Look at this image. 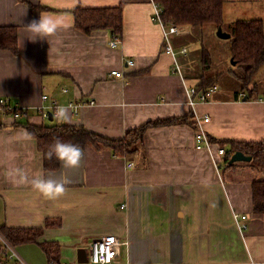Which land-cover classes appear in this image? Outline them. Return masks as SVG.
<instances>
[{
	"label": "crops",
	"instance_id": "1",
	"mask_svg": "<svg viewBox=\"0 0 264 264\" xmlns=\"http://www.w3.org/2000/svg\"><path fill=\"white\" fill-rule=\"evenodd\" d=\"M225 1L227 22L264 18V0ZM121 3L123 37L117 46L110 43V29L86 34L76 28L70 11L78 4ZM153 10L154 0H0V25L17 26L19 33L18 55L0 49V99L19 108L0 107V228L44 227L38 240L16 245L28 264H51L50 256L56 258L52 264H92L91 240L108 234L123 240L113 264H264V213L254 212L252 197V181L264 179V161L226 168L225 156L218 153L222 146L213 141L212 153L196 148L195 129L182 123L149 128L137 153L116 156L87 145L81 147L79 167L66 169L59 161L57 168L45 169L36 138L22 124H82L120 139L147 120L193 111L211 117L205 122L211 137L264 140L261 85L248 97L229 76L237 85L232 93L219 90L217 83L206 100L196 94L192 104L188 89L197 87L205 73V29L185 27L173 36L176 50L187 47L177 61L163 47ZM41 14L59 26L47 38L32 39L26 25ZM263 69L264 64L257 78ZM218 70L212 66L207 72ZM45 92L60 105L87 103L77 114L65 108L59 121L46 122L38 109L47 103L41 98ZM35 177L65 181V192L46 198L33 188ZM235 213L247 215L241 219L247 229L240 230Z\"/></svg>",
	"mask_w": 264,
	"mask_h": 264
},
{
	"label": "trees",
	"instance_id": "2",
	"mask_svg": "<svg viewBox=\"0 0 264 264\" xmlns=\"http://www.w3.org/2000/svg\"><path fill=\"white\" fill-rule=\"evenodd\" d=\"M163 8V17L166 22L171 20L183 27L200 25L205 32L201 38L203 49V64L205 73L197 85L198 91H206L210 86L217 84L224 73H231L240 83L241 90L248 92V97H253L255 92L260 91L261 81L258 72L264 64V18H238L227 22L225 17V0H154ZM74 15L76 28L91 34L96 30L110 29L113 36L120 39L123 37V4L109 7H84L78 4L70 10ZM207 25H213L214 35L217 41L228 46V57L235 61L234 66H227L214 74L207 71L213 66L212 48L206 46L205 38ZM230 32L229 39L219 37L216 32L218 27ZM214 41V40H213ZM214 43H216L214 41ZM220 46V44H219ZM0 49L19 54V33L17 26L0 25ZM233 65V64H231ZM242 65L237 71L235 66ZM207 72V73H206ZM18 110V107L14 108ZM20 123V122H19ZM187 123L198 128L195 113L193 111L181 116H166L145 121L136 128L126 130L125 136L120 139H113L87 129L82 124L56 123L36 124L30 121L22 123L31 136L37 140L38 148L44 155L45 169H55L59 166V160L53 156L48 158L47 153L54 139L60 138L63 141L78 144L80 147L87 145L98 151L111 150L116 156H127L139 152L145 145V134L149 128L172 126ZM210 136V135H209ZM210 140L217 141L226 149L224 165L226 168H235L241 161L230 162L231 156L237 150L243 151L252 156V163L261 165L264 161V140L238 141L229 137H211ZM144 159V157H143ZM246 162V161H243ZM253 210L256 213H264V179L252 181ZM54 224L47 221L46 225ZM44 227L39 228H1L6 237L15 245L20 242H33L43 232ZM46 251L51 254L52 249L43 245ZM52 255V254H51ZM51 263L56 258L50 256Z\"/></svg>",
	"mask_w": 264,
	"mask_h": 264
},
{
	"label": "built area",
	"instance_id": "3",
	"mask_svg": "<svg viewBox=\"0 0 264 264\" xmlns=\"http://www.w3.org/2000/svg\"><path fill=\"white\" fill-rule=\"evenodd\" d=\"M151 20L156 22L160 29L163 32V47L165 51L171 53L175 59L178 61L177 55L179 52L185 53L187 51V47L183 46L180 50H176L175 46L172 44L173 36L177 34H182L185 32V29L181 27L179 24L173 22H166L163 17V8L162 6L154 1V10L151 15ZM121 42V39L117 36H113L111 40L112 46H117ZM127 65L133 64L134 60L127 59ZM179 68L180 66L177 64L176 66ZM113 74L116 77L122 76V71L120 70H112ZM217 84L210 86L206 91H198L197 87H192L188 89V94L190 98V102L195 103V95L198 94L200 100H206L208 96L215 91L217 88ZM66 91V88H64ZM43 102L39 106V111L44 118H49L50 115L53 117H58L62 113L58 111L60 108L64 107L72 111L73 114H77L79 107L84 105L87 102L83 101H69L66 105H60L57 100L53 99L48 93H43L41 96ZM94 99H90V103H94ZM1 103H5V99H0ZM7 104V103H6ZM8 108H11L9 104H7ZM198 128L195 129V146L198 149L206 148L212 153V141L210 140V136L206 130L205 122H209L211 117L209 115L204 116H195ZM226 149L224 147L218 148V153L225 156ZM218 164V162H217ZM132 163H129L131 166ZM246 214L235 213V220L237 226L240 230H245L248 228V224L243 220L246 219ZM241 219H243L241 221ZM123 243V240L115 234L102 235L96 238H93L89 244V262L92 264H113L118 254V247ZM0 254L2 258L0 259V264H9L10 261H13L14 264H28L25 259L18 252L16 245L13 244L3 233L0 228ZM51 263V262H50ZM52 264V263H51Z\"/></svg>",
	"mask_w": 264,
	"mask_h": 264
},
{
	"label": "clouds",
	"instance_id": "4",
	"mask_svg": "<svg viewBox=\"0 0 264 264\" xmlns=\"http://www.w3.org/2000/svg\"><path fill=\"white\" fill-rule=\"evenodd\" d=\"M58 26V21L56 19L41 14L39 19L31 21V23L26 25V28L33 34L34 38L32 39H35L37 37L47 38L56 32ZM58 111L65 114L67 109L60 108ZM83 154V149L78 144L56 138L50 145L47 156L49 159L55 156V158L61 162L62 167L67 169L79 167ZM31 183L33 188L46 198L53 199L65 192V181L35 177L32 179Z\"/></svg>",
	"mask_w": 264,
	"mask_h": 264
},
{
	"label": "rangeland",
	"instance_id": "5",
	"mask_svg": "<svg viewBox=\"0 0 264 264\" xmlns=\"http://www.w3.org/2000/svg\"><path fill=\"white\" fill-rule=\"evenodd\" d=\"M212 26L213 25H207V27H206V33H205V38L206 39L211 38L210 36L214 35V31H213ZM181 27H183V26H181ZM183 28L185 29V27H183ZM214 37L216 38V36H214ZM226 39H229V38H226ZM221 42H224V41H221ZM225 44H227V43H225ZM225 44L221 43L220 47H219V44L214 43L213 40H207V42H206V46L208 45L209 47L212 48V54H213L212 58H213V69L214 70H218V69L221 70V69L226 68L227 66H234V64L232 62L231 63L233 65H231V63H229V62H226L225 55L228 52V46L225 45ZM229 58H227V59L229 60ZM241 67H243V66L242 65H237V66H235V69H237V71H238V70H241L240 69ZM229 76H231V73H224L220 77V80L218 81L219 90H222L225 93H232V90L234 88H237V85L235 83L231 82V80L229 79ZM259 80L261 81L260 82L261 83V88L264 89V69L261 72ZM16 106H18V105H15V104L14 105H12V104L10 105L11 108H14ZM0 107H3L6 110V107H7L6 102L5 103H1L0 102ZM62 108L65 109L64 107H62ZM0 110H1V108H0ZM1 114H3L2 110L0 111V115ZM45 119H46L45 120L46 122L50 121V120H47L49 118H45ZM59 119H60L59 117L54 118V121H59ZM249 162L252 163L251 160ZM129 163H132V165H133V162H128V165H129ZM254 164H255V162H253L252 165H254Z\"/></svg>",
	"mask_w": 264,
	"mask_h": 264
},
{
	"label": "water",
	"instance_id": "6",
	"mask_svg": "<svg viewBox=\"0 0 264 264\" xmlns=\"http://www.w3.org/2000/svg\"><path fill=\"white\" fill-rule=\"evenodd\" d=\"M217 35L221 38H230L231 37V33L227 32L225 30H223V28L220 26L217 29ZM231 62L233 64H235L233 58L231 59ZM50 120H53L54 117L53 115L49 116ZM252 159L251 155H247L245 154L243 151L241 150H237L236 152L233 153V155L231 156L230 162H235V161H250Z\"/></svg>",
	"mask_w": 264,
	"mask_h": 264
}]
</instances>
